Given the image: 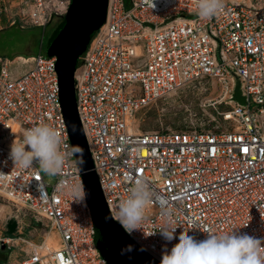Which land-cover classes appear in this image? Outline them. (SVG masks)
Instances as JSON below:
<instances>
[{
  "label": "built area",
  "instance_id": "built-area-1",
  "mask_svg": "<svg viewBox=\"0 0 264 264\" xmlns=\"http://www.w3.org/2000/svg\"><path fill=\"white\" fill-rule=\"evenodd\" d=\"M26 1L30 26L42 29L69 4ZM224 3L202 20L195 0H107L105 21L74 71L77 113L108 211L127 198L130 177L144 178L160 198L131 235L112 219L158 262L166 243L170 250L179 242H166L162 228H176L177 237L189 231L197 241L209 232L264 239V0ZM202 79L222 86L226 130L134 129L139 111ZM237 84L243 105L231 100ZM58 93L55 57L0 58V264H106L85 198L77 203L70 192L82 179ZM41 123L58 132L67 153L50 180L35 162L14 168L8 159L13 141ZM19 211L51 233L40 241L23 236ZM7 220L16 221L11 234Z\"/></svg>",
  "mask_w": 264,
  "mask_h": 264
},
{
  "label": "clouds",
  "instance_id": "clouds-1",
  "mask_svg": "<svg viewBox=\"0 0 264 264\" xmlns=\"http://www.w3.org/2000/svg\"><path fill=\"white\" fill-rule=\"evenodd\" d=\"M195 3L196 15L202 20L212 19L225 8L224 0H195ZM75 131L73 125V132ZM61 145L62 139L58 132L41 123L25 129L20 143L13 141L8 159L12 161L14 168L33 169L35 162L38 165L35 171L58 176L67 155ZM73 152L81 156L82 166L85 163L82 159L83 150L77 146ZM3 176L5 175L0 173V177ZM129 184L127 198L120 200L114 207L110 205V216L105 217V220H115L131 235L140 229L146 219V211L160 198L142 177H130ZM70 192L77 203L82 202L86 195L82 183L72 185ZM175 230L176 228H162L159 231L166 242L170 243L174 239L179 241L170 250L167 243L163 246L160 264H264V239L235 232L223 235L209 232L206 239L197 241L188 234L189 231L184 230L177 237ZM132 251L133 246L127 245L121 249V255ZM140 251L144 249L141 248Z\"/></svg>",
  "mask_w": 264,
  "mask_h": 264
},
{
  "label": "water",
  "instance_id": "water-1",
  "mask_svg": "<svg viewBox=\"0 0 264 264\" xmlns=\"http://www.w3.org/2000/svg\"><path fill=\"white\" fill-rule=\"evenodd\" d=\"M107 0H69L62 23L54 33L53 39L46 51L47 57H55V72L57 75L59 101L64 121L67 127L72 149L79 147L83 150L81 156L74 153L75 161L81 172L82 184L85 186V203L89 209L93 230L94 244L106 264H160L139 248L109 217L97 176L93 170L91 156L80 124L76 108L73 75L77 61L93 33L105 21ZM232 101L243 105L238 84L231 97ZM73 125L76 131L73 132ZM15 220H7L5 231L14 232ZM127 245L133 246V251L121 255V249Z\"/></svg>",
  "mask_w": 264,
  "mask_h": 264
},
{
  "label": "rangeland",
  "instance_id": "rangeland-1",
  "mask_svg": "<svg viewBox=\"0 0 264 264\" xmlns=\"http://www.w3.org/2000/svg\"><path fill=\"white\" fill-rule=\"evenodd\" d=\"M126 6L127 0H124ZM29 4L26 0H0V30L16 25L21 29L30 27ZM62 17H54L44 31L41 46L42 54H46L53 31L61 22ZM19 51L29 52L28 48L19 45ZM11 58L22 56L16 54ZM32 54V53H31ZM0 58H3L0 56ZM26 70L27 66L17 67ZM222 86L208 79L185 85L175 92L151 103L139 111L134 117V129L141 132L149 131H199L218 133L228 128L222 119V112L230 109L227 99H223ZM50 180L51 177L49 176ZM3 214L0 213V225ZM20 227L23 236L32 233L36 241H40L44 233L49 232L44 222L36 221L24 211H19ZM50 236V234H48Z\"/></svg>",
  "mask_w": 264,
  "mask_h": 264
},
{
  "label": "trees",
  "instance_id": "trees-1",
  "mask_svg": "<svg viewBox=\"0 0 264 264\" xmlns=\"http://www.w3.org/2000/svg\"><path fill=\"white\" fill-rule=\"evenodd\" d=\"M61 23L62 19L53 31V36ZM45 28L42 29L30 26L25 29H21L20 26L16 25L8 29L0 30V56L3 58H11L16 51H18L16 54L23 56H32L37 53H42L41 46ZM52 39L50 40L49 45ZM19 45L24 46V48H28L29 52H20L18 49Z\"/></svg>",
  "mask_w": 264,
  "mask_h": 264
}]
</instances>
